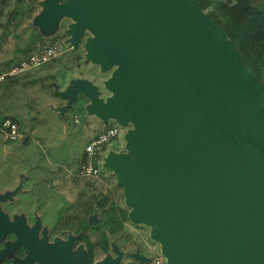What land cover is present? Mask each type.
I'll use <instances>...</instances> for the list:
<instances>
[{
    "label": "water",
    "instance_id": "obj_1",
    "mask_svg": "<svg viewBox=\"0 0 264 264\" xmlns=\"http://www.w3.org/2000/svg\"><path fill=\"white\" fill-rule=\"evenodd\" d=\"M40 5L35 27L70 21V46L90 34L85 63L111 72L101 89L74 79L57 93L66 109L80 95L105 125L133 126L102 168L166 264H264V90L196 1Z\"/></svg>",
    "mask_w": 264,
    "mask_h": 264
},
{
    "label": "rangeland",
    "instance_id": "obj_2",
    "mask_svg": "<svg viewBox=\"0 0 264 264\" xmlns=\"http://www.w3.org/2000/svg\"><path fill=\"white\" fill-rule=\"evenodd\" d=\"M42 1L25 0L28 11L37 4L40 12L35 14L31 21L24 19L15 29L13 24L10 27L7 26L13 3L0 16V58L2 60L0 68L5 65H13L18 60L25 58L32 45H36L41 38L37 48L46 47L53 42L61 44V46L66 43L63 37H65L64 39L67 38L65 30L68 21H60L51 32H43L35 27L34 22L42 12L40 5ZM11 2H15V0H11ZM252 3L257 7L262 5L260 0H252ZM90 37V34H86L85 40ZM97 70L90 63H85V47L84 43H81L77 50H69L49 64L21 76V82L18 86L0 93V114L16 117L24 129L25 135L30 136L27 145H23L21 139L15 143L5 144L4 139L0 136V157H6L5 159L12 163L11 174L13 178L16 174L33 178L38 176V183L41 181L39 183L41 187L61 190V193H65L66 189H71L75 193L77 190H87L88 186L84 182L79 180L77 183L78 176L75 173L77 164L84 153L91 133L105 124L97 121L98 119L87 111L88 102L80 95L76 102L69 109H66L67 101L58 96L57 90L58 87H61L58 92H62V89L66 87L64 85L66 83L71 85L70 81L77 77H86L85 80L101 89L103 82L110 78L111 72L101 74L98 70L101 74L99 76ZM91 80L96 82L93 83ZM108 96L109 94L105 92L102 95L103 98ZM3 120V118L0 119V121ZM116 125L120 129V135L116 141L108 146L106 155L109 152H125L127 134L130 129H133L130 124L127 126ZM21 127L19 131L22 136ZM5 150L6 155H4ZM89 180H94L96 184L94 187L96 189L90 190L91 196L98 193L97 189H101L104 194L111 195L119 205L127 208L130 213L122 195L123 189L117 184L116 177L111 171L102 168L98 178ZM28 187L30 188V185ZM55 205H59L56 199L53 202V206ZM54 215H56L55 210ZM95 218L97 225L92 224L90 230L96 260L99 261L102 260V253L104 252L100 238V234L104 232V227L96 213ZM97 227L99 228L98 231L96 230ZM152 229L153 227L134 224L128 216L125 233L118 238L109 239L107 255L115 257L117 252H124V249L127 248L131 249L132 246H135L134 241L141 245L142 241L151 236ZM153 242L156 244L155 248L160 251V256H162L160 245L155 241ZM161 258L163 263H166V259L163 256Z\"/></svg>",
    "mask_w": 264,
    "mask_h": 264
},
{
    "label": "flooded vegetation",
    "instance_id": "obj_3",
    "mask_svg": "<svg viewBox=\"0 0 264 264\" xmlns=\"http://www.w3.org/2000/svg\"><path fill=\"white\" fill-rule=\"evenodd\" d=\"M63 40H66L63 46L69 50H77L85 42L84 38L73 49L68 38ZM0 136L5 144H11L2 121ZM5 158L0 157V264H76L79 250L86 264H99L107 259H118V264H139L141 258L142 264H155L160 251L151 237L141 245L134 241L135 246L117 252L115 257H109L104 250L102 260L97 261L95 249L91 251L94 245L90 229L92 224L97 225V219L89 214L91 195L84 190L75 193L66 189L61 193V190L45 189L39 184L41 181L38 183V176L16 174L13 178L12 163ZM55 199L58 206H53ZM76 217L83 219L80 233L75 231Z\"/></svg>",
    "mask_w": 264,
    "mask_h": 264
},
{
    "label": "trees",
    "instance_id": "obj_4",
    "mask_svg": "<svg viewBox=\"0 0 264 264\" xmlns=\"http://www.w3.org/2000/svg\"><path fill=\"white\" fill-rule=\"evenodd\" d=\"M195 1L202 12L205 13L207 11L206 16L208 19L232 44L242 64L253 75L255 80L264 90V0H260L262 4L260 7L255 6L252 3V0ZM12 3L13 9L9 14L7 26L10 27L11 24H13L14 29L17 28L24 19L31 21L35 17L34 15H37V13L40 12L39 6L37 4L28 11L25 6V0H15V2H11V0H0V16L4 13V11L8 10L12 6ZM64 38L65 37H63V39ZM41 39L37 41L36 45H32L31 50L28 54H26L25 58L42 52L44 47L37 48L38 42H40ZM54 44L57 43L53 42L49 45ZM25 58L18 60L13 65H5L4 67L0 68V74L7 71ZM1 61L2 60L0 58V66ZM98 74L99 72L97 70V75ZM99 76H101V74H99ZM81 79H86V77H82ZM91 81L93 83L96 82L93 80ZM20 82V77L14 79H5L0 83V93L2 91L9 90L12 87L18 86ZM9 119H11L13 122H16L12 118ZM114 125L116 124L111 122L109 125L105 126L104 129ZM103 130H98L96 135L102 133ZM104 153H107V148L104 149ZM79 180L88 186L87 190H85V193L91 194L90 190L96 189L94 188L96 186L94 180H89L78 176L77 183ZM97 190L98 193H96L94 196H91L89 214L93 217L96 213V215L100 217V222L104 227V232L100 234L102 247L108 252L109 239L118 238L125 233V225L128 223L129 211L124 206L119 205L111 197V195L104 194L101 189ZM82 224V217H76L75 231L77 233L82 232ZM96 230L98 231L99 228L97 227ZM93 249L94 247L92 246L91 251H93Z\"/></svg>",
    "mask_w": 264,
    "mask_h": 264
},
{
    "label": "built area",
    "instance_id": "obj_5",
    "mask_svg": "<svg viewBox=\"0 0 264 264\" xmlns=\"http://www.w3.org/2000/svg\"><path fill=\"white\" fill-rule=\"evenodd\" d=\"M63 53L61 44H54L44 47L42 52L33 54L16 65L0 74V83L5 79L19 78L31 71L37 70L47 65ZM76 119V118H75ZM77 122V121H76ZM6 138L9 143L17 142L20 137L19 125L11 119L6 118L2 121ZM120 135V129L117 125L109 126L90 140L85 148L82 162L80 163L76 174L81 178L96 179L101 173L103 157L106 156L104 149L108 148L112 142L116 141ZM162 256L158 255L154 259L155 264H163Z\"/></svg>",
    "mask_w": 264,
    "mask_h": 264
},
{
    "label": "crops",
    "instance_id": "obj_6",
    "mask_svg": "<svg viewBox=\"0 0 264 264\" xmlns=\"http://www.w3.org/2000/svg\"><path fill=\"white\" fill-rule=\"evenodd\" d=\"M58 38V37H57ZM62 42V41H61ZM60 42V43H61ZM67 51H69V49L68 48H63V53L62 54H64V53H66ZM61 54V55H62ZM52 62V61H51ZM49 64V63H48ZM90 65H93V64H91L90 63ZM93 66H95L98 70H99V68L96 66V65H93ZM49 69V68H48ZM82 77H77V78H73V80L74 79H81ZM72 81V80H71ZM70 81V82H71ZM64 86H66L64 89H62V92L63 91H65L70 85H68V83H66V85H64ZM63 86V87H64ZM59 88H61V87H58V90H60ZM61 92V91H60ZM88 104V103H87ZM2 118H12V119H14L15 121H16V123L18 124V125H20V122H19V120L16 118V117H14V116H12V115H7V114H5V115H1L0 114V119H2ZM97 121H99V120H97ZM105 126L106 125H103L102 127H100L99 129H97V130H95L94 132H92L91 133V135L89 136V141L90 140H92L94 137H96L97 135V131L98 130H103L104 128H105ZM21 127V125L19 126V128ZM21 132H22V136L20 137V139H21V141H22V143H23V145H27L28 144V142L30 141V136H28V135H25V133H24V129H23V127H21ZM25 140H26V142H25ZM88 141V142H89ZM108 149L109 148H107V151H108ZM117 153V152H116ZM83 155H84V153H83ZM83 155L81 156V158L79 159V162H78V166H77V169H78V167H79V165H80V163L82 162V159H83ZM77 169H76V171H77ZM76 173V172H75Z\"/></svg>",
    "mask_w": 264,
    "mask_h": 264
}]
</instances>
